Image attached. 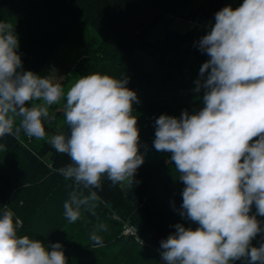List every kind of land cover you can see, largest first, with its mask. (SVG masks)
<instances>
[{
	"label": "clouds",
	"instance_id": "9594fccd",
	"mask_svg": "<svg viewBox=\"0 0 264 264\" xmlns=\"http://www.w3.org/2000/svg\"><path fill=\"white\" fill-rule=\"evenodd\" d=\"M209 59L201 66L196 91L204 89L203 107L181 117L155 120L153 146L171 154L170 163L185 185L180 215L197 223L195 230L176 224L162 240L167 264H264V243L252 240L264 232V0H243L226 6L198 41ZM19 38L10 24L0 22V138L44 139L48 108L66 98L65 122L70 134L52 135V148L71 163L58 169L85 189H99L102 178L112 184L131 179L144 163L140 154L136 92L128 80L93 73L81 76L65 94L60 84L23 71ZM39 101V104L35 102ZM26 104H31L27 107ZM17 120L19 123L17 124ZM97 193L63 205L69 223L80 219V206ZM255 205L256 214L249 215ZM8 206L0 211V264H67L59 242L49 250L39 239L19 235L23 225ZM96 246L102 237L90 234Z\"/></svg>",
	"mask_w": 264,
	"mask_h": 264
},
{
	"label": "trees",
	"instance_id": "16d2710c",
	"mask_svg": "<svg viewBox=\"0 0 264 264\" xmlns=\"http://www.w3.org/2000/svg\"><path fill=\"white\" fill-rule=\"evenodd\" d=\"M195 3L0 0V22L10 24L19 38L22 70L35 74L81 21L97 31L101 40L78 62L77 71L82 76L100 73L128 80L126 87L136 92L139 101L133 105V115L138 119L143 154L145 143L154 142L159 116L179 119L182 112L191 115L203 107L204 92L196 91V81L201 80L199 70L209 57L198 47L200 28L222 8L236 9L243 0H209L206 7L199 8L193 7ZM171 18L186 20L192 28L184 34L167 31L162 38L149 42L154 29ZM63 118L60 134L68 136L70 129ZM43 125L47 133L48 119ZM35 140L23 130L18 139L10 135L0 138V211L8 206L14 219L23 221L19 235L39 239L49 250L51 244H62L67 264H167L161 259V241L176 231V224L192 230L199 227L179 214L185 185L174 162L170 163V153L154 162L144 159L135 174L136 185L126 195L121 182L114 185L106 177L99 189H85L66 180L58 169L71 163L70 158L56 152L50 139ZM93 191L98 198L81 205L80 219L69 223L63 205L70 193L83 199ZM255 214L253 205L249 215ZM257 220L264 228V216L257 215ZM124 226L133 227L138 240L124 234ZM92 233L102 237V247L90 239ZM261 243L264 232L251 246L258 248ZM232 264H248V260L242 258Z\"/></svg>",
	"mask_w": 264,
	"mask_h": 264
},
{
	"label": "rangeland",
	"instance_id": "374dc122",
	"mask_svg": "<svg viewBox=\"0 0 264 264\" xmlns=\"http://www.w3.org/2000/svg\"><path fill=\"white\" fill-rule=\"evenodd\" d=\"M196 1L194 8H199L205 5L209 0H194ZM206 23L211 26L215 24V16L210 17ZM192 26L183 19L171 18L162 22L149 36V42H154L162 38L163 34L167 31H174L180 34L186 33ZM201 34L204 35L205 30L200 28ZM101 40V35L95 31L88 23L81 21L74 29L71 36L63 42L56 50L54 56L45 64L36 74L41 78L49 77L54 84H61L65 92L71 88V86L82 76L77 71L78 62L85 56L92 53L94 48L98 45ZM203 83V81L201 80ZM204 92V89L201 88ZM39 104V101L35 102ZM66 104V98H62L59 103L52 105L48 108L49 116L48 119L49 128L44 139H50L52 135L60 134V125L64 118V105ZM52 107V108H51ZM55 116V117H54ZM58 132V133H57ZM41 139H36L38 143ZM167 152L157 151L153 142H146L143 151L145 160L156 161L162 157H165ZM136 185V178L134 176L133 182L131 179H126L121 182L122 189L127 195ZM136 231V230H135ZM136 236H138L136 234Z\"/></svg>",
	"mask_w": 264,
	"mask_h": 264
},
{
	"label": "built area",
	"instance_id": "2783aa9c",
	"mask_svg": "<svg viewBox=\"0 0 264 264\" xmlns=\"http://www.w3.org/2000/svg\"><path fill=\"white\" fill-rule=\"evenodd\" d=\"M123 233L126 235H133L135 237V239L138 240V236H136V231L131 226H124Z\"/></svg>",
	"mask_w": 264,
	"mask_h": 264
},
{
	"label": "crops",
	"instance_id": "0c3cea01",
	"mask_svg": "<svg viewBox=\"0 0 264 264\" xmlns=\"http://www.w3.org/2000/svg\"><path fill=\"white\" fill-rule=\"evenodd\" d=\"M205 30L204 35H206L210 31V25L208 23H205V26L202 28ZM202 34V36H204Z\"/></svg>",
	"mask_w": 264,
	"mask_h": 264
},
{
	"label": "bare ground",
	"instance_id": "6f19581e",
	"mask_svg": "<svg viewBox=\"0 0 264 264\" xmlns=\"http://www.w3.org/2000/svg\"><path fill=\"white\" fill-rule=\"evenodd\" d=\"M168 91V90H167ZM170 91V90H169ZM149 92V91H148ZM141 109V108H140ZM157 114V113H156Z\"/></svg>",
	"mask_w": 264,
	"mask_h": 264
}]
</instances>
